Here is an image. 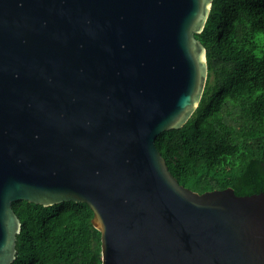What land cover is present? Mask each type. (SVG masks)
<instances>
[{
    "label": "water",
    "instance_id": "water-1",
    "mask_svg": "<svg viewBox=\"0 0 264 264\" xmlns=\"http://www.w3.org/2000/svg\"><path fill=\"white\" fill-rule=\"evenodd\" d=\"M214 0H0V264L13 204L86 203L102 264H264V193L200 194L155 145L200 106Z\"/></svg>",
    "mask_w": 264,
    "mask_h": 264
},
{
    "label": "trees",
    "instance_id": "trees-1",
    "mask_svg": "<svg viewBox=\"0 0 264 264\" xmlns=\"http://www.w3.org/2000/svg\"><path fill=\"white\" fill-rule=\"evenodd\" d=\"M209 79L197 111L155 145L184 187L264 193V0H214L203 34ZM22 223L14 264H102L86 203L13 204Z\"/></svg>",
    "mask_w": 264,
    "mask_h": 264
}]
</instances>
